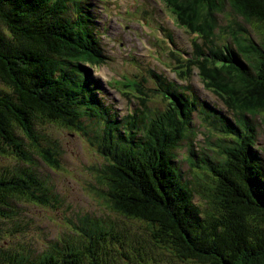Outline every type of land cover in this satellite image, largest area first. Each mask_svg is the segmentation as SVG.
Segmentation results:
<instances>
[{
	"label": "trees",
	"instance_id": "16d2710c",
	"mask_svg": "<svg viewBox=\"0 0 264 264\" xmlns=\"http://www.w3.org/2000/svg\"><path fill=\"white\" fill-rule=\"evenodd\" d=\"M160 1L177 27L186 26L206 40L198 44L194 39L192 57L178 60L181 76L198 68L205 88L233 114L217 120L209 112L213 107L202 109V119L216 127L223 149L220 160H201L216 176L214 198L205 209L195 203L193 189L176 168V149L188 138L186 133H194L185 127L194 106L187 99L191 95L175 92L172 83L150 71L157 81L150 90L153 95H166L174 105L177 99V104L158 114L168 116L151 117L146 79L136 78L133 90L145 106L134 123L147 119L140 127V140L139 127L133 128L130 119L120 126L112 120L114 112L107 111L108 141L102 150L112 144L114 149L106 152V164L98 169L107 189L103 200L119 220L140 223L137 227L148 232V243L182 263L264 264V145L257 140L258 118L249 116L262 114L264 127V0ZM86 6L90 7L88 0H0V154L12 147L20 165L30 166L0 177V232L1 223L14 220L17 200L41 201L37 191L47 193L33 168L35 158L52 169L62 168L58 151L45 146L49 143L36 132V122L66 124L79 132L84 130L81 107L91 116L98 114V103L87 99L83 86L67 76L74 64L92 69L107 59ZM228 7L235 17L221 27L217 13ZM239 18L255 25L258 39ZM207 64L213 65L210 72ZM218 70H226L233 81ZM17 130L27 142L16 141ZM111 225L107 229L82 224L85 230L75 225V236L61 241L68 244L58 250L56 246L39 261L23 250L0 247V264H147L144 245H130L127 229ZM82 236L85 244L79 240Z\"/></svg>",
	"mask_w": 264,
	"mask_h": 264
},
{
	"label": "rangeland",
	"instance_id": "374dc122",
	"mask_svg": "<svg viewBox=\"0 0 264 264\" xmlns=\"http://www.w3.org/2000/svg\"><path fill=\"white\" fill-rule=\"evenodd\" d=\"M88 2L90 7L86 6V9L93 21L92 28L100 42L102 54L107 59L92 69L85 64H74L69 67L71 72L67 73V76L77 82V86H83L87 99L98 103V114L91 116L85 106L81 107V111L84 112L81 119L84 130L79 132L66 124L36 122L34 127L36 132L38 131L40 137H44L46 143H49L45 146L58 151L62 168L52 169L40 157L35 158L37 165L33 168L41 178L47 193L37 191L42 197L41 201L15 202L14 220L12 218L1 223L0 247L23 250L21 252L39 261L44 258L43 254L53 252L56 246L57 250L63 249L68 242L61 241L63 238L68 240L75 236V225L84 229L82 224L90 223L91 228L103 226L109 229L113 228L111 222H115L120 228L127 229L125 232L127 243L132 246H139V243L144 245L147 250L142 255L147 264H185L171 257L167 250L148 243V232L137 227L141 226L140 223L127 219L119 220V215L109 210L103 200L107 189L101 183L103 180L100 179L101 173L98 169L106 164L104 156L106 152L114 149L112 144L102 150L108 141V134L105 132L107 111L114 112L112 120L117 121L120 126L130 119L133 128L139 127V140L140 135L144 133L140 127L147 119L143 117L140 123H134L142 115L145 106V102L133 90L132 85L136 78L146 79L144 87L149 96V103L146 104L151 109L149 112L151 117L160 120L168 115L158 117V114L165 113L170 108L175 109L177 99L174 105L171 100L165 98L166 95H153L150 91L157 82L150 75V71H154L167 83H172L175 92L191 95L192 99L189 97L187 99L193 102L194 106L191 105L190 121L185 127L194 133H186L188 138L176 149V168L193 189L195 203L201 204L200 206L205 209L206 205L210 204L208 201H213L216 176L202 164L201 160L206 156L220 160L223 149L217 142L220 134L216 127L202 119L204 115L202 109L213 107V111L210 108L209 112L217 120L221 115L232 118L233 114L214 93L205 88L198 68L191 71L187 69L186 76H181L177 69L179 61L184 57L189 58L193 53L192 40L195 39L198 44L206 40L198 33H189L190 30L186 26L176 27L174 16L158 0H88ZM217 16L220 26L225 27L233 21L235 13L228 7L223 13H217ZM69 17H74L72 10ZM239 20L247 26L251 35L258 39L259 34L255 33V25L244 22L242 18ZM215 31L217 32V28ZM213 39L210 38V41ZM49 55L54 56L55 52ZM211 66L213 65L207 64L208 72ZM218 71L221 77L233 81L226 70ZM175 92L173 94L176 96ZM191 102L188 101L190 104ZM249 116L258 118L257 140L260 145H264V127L260 122V119L263 121L262 114ZM17 131L19 138L16 141L27 142L22 132ZM146 136L148 138V134ZM29 150L35 154L36 149L33 146L29 147ZM15 153L16 151L10 147L5 154H0V177L9 175L8 171L15 174L21 167H30L26 164L21 166L19 159L14 156ZM197 164L204 168H198ZM208 172L210 175H207ZM209 188H212V192L208 191ZM79 240L84 244L87 242L85 236ZM87 261L85 258L84 263ZM140 263L143 264L142 261Z\"/></svg>",
	"mask_w": 264,
	"mask_h": 264
},
{
	"label": "bare ground",
	"instance_id": "6f19581e",
	"mask_svg": "<svg viewBox=\"0 0 264 264\" xmlns=\"http://www.w3.org/2000/svg\"><path fill=\"white\" fill-rule=\"evenodd\" d=\"M218 63V62H217ZM228 103V102H227ZM229 104V103H228Z\"/></svg>",
	"mask_w": 264,
	"mask_h": 264
},
{
	"label": "clouds",
	"instance_id": "9594fccd",
	"mask_svg": "<svg viewBox=\"0 0 264 264\" xmlns=\"http://www.w3.org/2000/svg\"><path fill=\"white\" fill-rule=\"evenodd\" d=\"M159 1V0H158Z\"/></svg>",
	"mask_w": 264,
	"mask_h": 264
}]
</instances>
